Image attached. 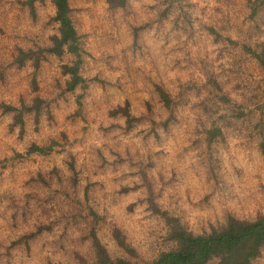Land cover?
I'll return each mask as SVG.
<instances>
[{
  "label": "rangeland",
  "instance_id": "obj_1",
  "mask_svg": "<svg viewBox=\"0 0 264 264\" xmlns=\"http://www.w3.org/2000/svg\"><path fill=\"white\" fill-rule=\"evenodd\" d=\"M69 2L75 89L52 1L0 0V105L17 109L0 108V264H96L94 236L146 263L172 246L164 213L195 234L264 217V8Z\"/></svg>",
  "mask_w": 264,
  "mask_h": 264
},
{
  "label": "trees",
  "instance_id": "obj_2",
  "mask_svg": "<svg viewBox=\"0 0 264 264\" xmlns=\"http://www.w3.org/2000/svg\"><path fill=\"white\" fill-rule=\"evenodd\" d=\"M55 6V20L59 24V35L54 38L51 53L62 56L66 53L73 54L77 61L75 65L65 66L64 72L71 75L69 88L75 89L84 79L80 75L82 52L80 37L72 19V9L69 0H51ZM114 8H123L127 0H107ZM253 11L256 13L264 8V0H250ZM254 57L264 67V47L252 51ZM160 96L166 103L170 101L168 95L160 90ZM34 107L24 109L31 111L37 109V100ZM2 113L9 114L17 109L13 106L0 105ZM129 113H127L128 115ZM22 124L20 114L16 116ZM221 128L212 130V134L221 133ZM264 155V140L261 143ZM52 147H39L34 145L30 152L48 153ZM160 212V211H157ZM167 226V238L172 244L168 250L161 251L155 258L146 263H137L124 257H113L105 245L94 236L93 247L96 264H254L264 250V217L253 221L241 220L229 216L221 228L211 233L195 234L184 225L180 218L162 214ZM114 237L121 248L134 252L127 244L121 231L116 230Z\"/></svg>",
  "mask_w": 264,
  "mask_h": 264
}]
</instances>
